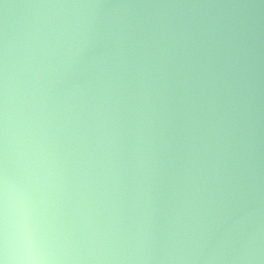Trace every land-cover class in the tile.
Segmentation results:
<instances>
[{
  "label": "clouds",
  "instance_id": "obj_1",
  "mask_svg": "<svg viewBox=\"0 0 264 264\" xmlns=\"http://www.w3.org/2000/svg\"><path fill=\"white\" fill-rule=\"evenodd\" d=\"M0 5V264H264V0Z\"/></svg>",
  "mask_w": 264,
  "mask_h": 264
},
{
  "label": "water",
  "instance_id": "obj_2",
  "mask_svg": "<svg viewBox=\"0 0 264 264\" xmlns=\"http://www.w3.org/2000/svg\"><path fill=\"white\" fill-rule=\"evenodd\" d=\"M5 2L9 4H13V5H22V4L29 2V0H5ZM27 11L29 10L24 9L22 7L9 8L7 10V16H8L10 25L19 24L23 20L25 13ZM3 15H4V9L2 5H0V18H2Z\"/></svg>",
  "mask_w": 264,
  "mask_h": 264
}]
</instances>
